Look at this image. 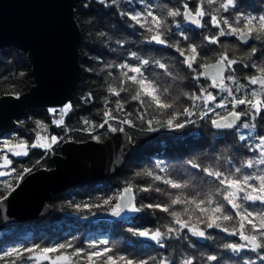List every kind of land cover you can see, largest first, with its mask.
Instances as JSON below:
<instances>
[{
    "label": "trees",
    "instance_id": "trees-1",
    "mask_svg": "<svg viewBox=\"0 0 264 264\" xmlns=\"http://www.w3.org/2000/svg\"><path fill=\"white\" fill-rule=\"evenodd\" d=\"M184 3L194 10L198 0H117L115 5L111 0H103V2L80 0L74 10V18L82 36L79 46L81 73L78 84L66 102L71 104L72 108L63 114L62 126L54 123L55 120L61 119L62 114L59 109L62 107L52 108L57 110L55 113L42 107L27 109L16 120L12 129L0 130V161L5 154L12 161L7 165L5 175L0 176V197L7 196L30 171L53 167L52 155L61 153L60 145L66 140L81 142L93 139L94 136L98 137L95 138L96 140L103 141L114 133L110 130L112 127L123 128L128 132L135 150L125 159L117 174L54 194L48 202L51 212L47 217L28 224L1 229L0 256L4 251L21 246L48 247L71 242L74 248L88 249L90 244L99 245L100 241L107 240V246L113 248L114 252L137 260L155 257L159 261L167 258L175 264H180L183 259L193 257L194 264H248L249 261L253 264H261L260 257L264 256V252L244 250L236 253L224 247L225 244L242 243L238 235L231 234L233 228L239 230L240 220L239 217H235V210L230 209L223 197L215 193L218 183L214 178L208 177L202 169L211 168L228 174L234 172L236 167H240L242 162L258 158L259 151L253 149L258 139L264 136V114L257 116L255 120L250 117L242 118L255 125L250 129V133L245 135L250 136L251 139L245 141L239 140L241 132H237L236 128L218 131L211 124L212 119L231 111V106L218 112V116L212 113L204 118L198 114L177 115L178 123H184L186 120L194 121L187 123L181 129L161 125L170 118L169 113L178 114L184 108L192 107V102L183 95L184 93H197L200 87H208L212 82L204 76H200L198 80L193 79L198 72H202V68L197 64L194 65L196 72L189 69L183 63L184 57L177 51L178 47L186 48L190 44H196L200 52V63L215 61L222 52H227L230 58L242 59V64L233 67L239 82L247 85L244 92L250 95L252 89H259L255 85L248 84L246 79L256 74L255 69L244 68L243 64L264 63V46H262L264 41L251 39L247 44H242L235 36H222L219 38V43L209 44L203 38L218 35V29L211 24L212 15L222 16L230 22H234L237 14L258 17L264 15V0H237L235 9L219 14L216 12L218 3L212 5L205 3L203 7L208 15L203 18L202 26L187 23L183 16L167 18L168 30L165 36L168 44L166 45L150 41L148 37L151 33L131 21L130 17L123 15V13L143 12L146 5L151 6L157 15L166 12L169 8L183 11ZM180 33H183L187 39H183ZM253 47L257 48L258 52L249 60L247 55ZM131 53H135L136 56H132ZM143 60H148L150 63L142 66L140 62ZM154 61L165 64L167 70L158 68ZM121 64H127L129 67L121 69L119 67ZM113 65L115 67H111ZM137 66L141 67L143 75L153 80L161 91L168 89L163 93L162 99L173 105L171 109L158 112L146 104L133 101L131 96L134 94V86L129 87L131 81L124 84L125 87H129V91L120 92L119 96L107 91L108 86L119 89L124 79L122 74L127 72L128 75H135L130 69ZM226 83L231 84L228 81ZM32 84L31 66L26 54L15 47L0 49V96L25 93ZM209 91L217 95V101L226 95L219 89L209 88ZM117 101L123 104L122 110L117 109ZM202 110L197 108L195 111L199 113ZM237 110L246 109L241 105ZM105 112H110L115 119H108ZM125 119L132 120L133 124L121 123ZM148 121H152L151 125ZM100 125L104 126L100 127ZM150 126L156 130L149 131ZM37 133L41 137L57 136L58 142L47 150L39 147L29 148L28 155L19 157L3 148L2 142L5 140L17 142L22 139L31 145L37 141ZM23 169L30 171L23 172ZM262 169L264 165H257L255 168L245 167L242 169V174H258ZM148 171H151L153 176L145 175ZM156 175L187 186L173 189L163 183V180H156ZM8 185L11 187L9 188ZM148 185L153 189L158 187L162 191H139ZM129 186H132L134 202L137 206L170 205V211L181 213V218L185 220L189 217L184 214V209L189 206L171 205V200L177 196L185 198L196 196L198 199H204L211 192L214 202L224 203L234 219L222 222L221 228H205L206 235L203 238L193 236L187 229H183L179 235L173 234L166 238L163 242L164 246L160 247L155 241L134 233L145 230L155 232L157 229L166 231L168 227L174 226L173 218L169 213L159 209L144 208L139 213L125 210L115 218L100 217L113 212L118 206V197ZM105 200L110 202L105 204ZM242 203L249 212H264V206L259 202ZM96 217L99 218L95 220ZM191 222L194 225L197 223L194 216ZM224 227L229 228L228 233L223 231ZM99 246L103 247V245ZM67 251L71 252L72 249ZM210 255L216 256L217 259L207 261L206 258ZM12 258L5 257L4 260H0V264Z\"/></svg>",
    "mask_w": 264,
    "mask_h": 264
},
{
    "label": "snow or ice",
    "instance_id": "snow-or-ice-1",
    "mask_svg": "<svg viewBox=\"0 0 264 264\" xmlns=\"http://www.w3.org/2000/svg\"><path fill=\"white\" fill-rule=\"evenodd\" d=\"M103 2V0H101ZM111 3L115 5L117 0H111ZM207 3L212 5L213 3H218V8L216 12H228L231 9H235L237 0H198L196 8L190 9L187 3L183 4V11L176 8H169L166 12L157 15L151 6H145V11L133 13H123V15L130 17L131 21L139 25L141 28L146 29L151 35L148 39L160 45L168 44V40L165 36L168 30L167 18H175L178 16H183V18L196 26H202L203 18L208 15L205 11L203 5ZM211 24L213 27L218 29V35L204 37L203 39L209 44L219 43V38L222 36H235L238 40L243 42H248L251 39L258 41H264V15L258 17L255 16H245L243 14H237L234 17V22H230L228 19L223 18L219 15H212L210 17ZM226 26V28L224 27ZM183 39H187L180 33ZM171 46V45H170ZM264 46V45H262ZM180 55L184 57L183 63L187 65L189 69L196 72L194 65L199 64L201 68L205 71L198 72L193 79L198 80L200 76H208L211 79V83L208 87H200L197 93H184L188 99L192 102L191 108H184L180 113H169L170 118L167 119L165 124L161 126H167L169 128L181 129L186 126L187 123H194V121L186 120L184 123H178L177 115L192 116L194 114L200 115L201 118L207 117L209 113L217 115V108H225L231 106V111L227 113L226 116L219 117L218 119H212L211 124L217 129H233L234 127L239 128L242 126L244 129L254 128L255 125L244 122L242 118L250 117L255 120L257 116L264 114V63L256 64H243L244 68L251 67L255 69L256 74L247 77V83L250 85H259V89H252L250 95L244 92L247 87L245 84H241L235 75L234 65L242 64V59L230 58L227 52H222L218 59L214 63H200V52L196 44H190L186 48H177ZM258 49L253 47L247 55V59L256 55ZM132 56H136L135 53H131ZM150 61L143 60L140 64L148 65ZM155 65L160 69L167 70V66L159 61H154ZM111 67H115L114 65ZM121 69L128 68L127 64L119 65ZM135 75H128L127 72L123 73L124 79L121 81L119 89L108 86L107 91L116 96L120 95V92L129 91V87L134 86V94L131 96L133 101H139L141 104H146L150 108H154L158 112H165L173 107L172 104L166 102L162 99L163 93H166L168 89H159L158 85L153 81L149 80L143 75L141 67H132L130 69ZM171 75V73H168ZM127 81H131L129 87H125L124 84ZM226 81L231 82V84L226 83ZM234 85L235 87H233ZM209 88L219 89L221 93H225L219 101H217V95H214ZM240 95L237 96L236 94ZM230 98V99H229ZM245 106L246 110L238 111L239 106ZM116 107L118 110L123 109V104L119 101L116 102ZM72 108L71 104H65L59 109L62 116L61 119L55 120L54 123L57 126H62L64 123L63 114L69 112ZM197 108H202L203 110L197 113L195 110ZM55 113L56 109L50 110ZM105 116L108 119H115L110 112H105ZM142 118V117H138ZM238 122H240L238 124ZM85 123H88L85 121ZM107 123V120L105 121ZM123 124L132 125L133 121L130 119H125L121 121ZM151 125L152 121H148ZM157 123H160L157 121ZM104 125H100L103 127ZM111 131H123V128L117 129L112 127ZM156 129L149 127V131H154ZM98 139V137H94ZM57 136H51L50 138L45 136L41 137L37 133V141L29 145L24 140H19L13 142L12 140L3 141V148L7 149L8 153L14 156H26L28 155L29 148H43L50 149L53 144L58 142ZM246 139H251V137H246L245 135H239L240 141H245ZM43 140L45 142L41 143ZM253 150L259 151V157L256 159H249L242 162L240 167H236L234 172L225 174L219 170L211 168H203L202 171L208 176L215 179L218 186L215 189V193L222 196L223 200L227 202L231 210H235V217H239L240 224L239 230L236 228L232 229L231 234L238 235L242 243L225 244L224 247L231 249L233 252L239 253L244 250H251L254 252H264V212H249L248 208L244 206L242 202H251L256 204L259 202L264 206V169H262L258 174L252 173L243 175V168H255L257 165H264V136H261L254 145ZM3 165L7 166L12 163L8 158L7 154L3 157ZM192 163L191 161L189 162ZM194 167H199V165H193ZM13 171H15L13 169ZM30 169H23V172H28ZM163 171V169H161ZM239 174V175H238ZM5 175V173L0 172V176ZM140 175V173H137ZM147 176H153L151 171L145 173ZM156 180H163V183L169 185L173 189H180L186 187L187 185H182L181 183L175 182L171 179H165L159 175L155 176ZM10 188L11 185H8ZM161 192L160 188L153 189L151 185L139 189L141 192L150 191ZM127 195V199L122 205H118L113 209L115 215H120L121 212L128 210L131 212H141L144 208L148 209H159L165 213H169L174 221L173 227H168L166 231L162 232L157 229L155 232L137 231L134 234L142 237H150L153 241L157 243L160 247L164 246V240L171 237L173 234L179 235L183 229H187L191 235L196 237H205V228H221V224L224 221H232L234 216L229 214V209L225 208L224 203L214 202V196L210 192L204 199H198L196 196L191 198H185L177 196L171 200V205L184 204L188 205L184 209V214H187L189 219H182L181 213L170 211V205L161 204H147L137 206L134 202L135 196L132 190V186L126 187L121 193V198ZM7 197H0V201L6 199ZM110 201L105 200L104 203L108 204ZM79 207V206H77ZM195 217L196 224L191 222L192 217ZM198 225H203L201 228ZM223 231L228 233L229 228L224 227ZM99 245H103L100 247ZM99 245L90 244L88 249L74 248L71 242H66L63 244H55L48 247H42L41 245H33L28 248L21 246L20 248H12L3 252L0 256V260H4L5 257H13L12 259L5 260L4 264H175L174 261H170L167 258H162L159 261L155 257H150L148 259H132L126 255H121L114 252L113 248L108 247V241H100ZM68 249H72L68 252ZM27 254V255H26ZM55 254V255H51ZM207 261H215L216 256H207ZM261 264H264V256L260 257ZM180 264H194L193 257H187L183 259ZM248 264H253L249 261Z\"/></svg>",
    "mask_w": 264,
    "mask_h": 264
},
{
    "label": "water",
    "instance_id": "water-1",
    "mask_svg": "<svg viewBox=\"0 0 264 264\" xmlns=\"http://www.w3.org/2000/svg\"><path fill=\"white\" fill-rule=\"evenodd\" d=\"M79 2L0 0V49L15 47L25 53L33 77L27 92L0 96V130L12 129L27 109H52L66 104L81 73L82 36L74 18ZM60 150L52 155L53 167L30 171L0 201V230L47 217L51 212L48 202L54 194L117 174L135 149L128 132L123 130L103 141L66 140ZM127 198L120 194L117 204L122 205ZM117 216L112 212L100 217Z\"/></svg>",
    "mask_w": 264,
    "mask_h": 264
},
{
    "label": "rangeland",
    "instance_id": "rangeland-1",
    "mask_svg": "<svg viewBox=\"0 0 264 264\" xmlns=\"http://www.w3.org/2000/svg\"><path fill=\"white\" fill-rule=\"evenodd\" d=\"M230 106V105H229ZM228 107V106H227ZM227 107H225V108H227ZM225 108H217L216 109V112L218 113V112H220V111H222V110H224ZM244 122H247V123H249V124H251V121H244ZM252 127H250L249 129H244L242 126H240L239 128H236V130H237V132H241V134H243V135H246V134H249L250 132V129H251ZM4 138V137H3ZM93 139L94 140H96L95 138H94V136H93ZM0 165H3V159H1V161H0ZM6 167L7 166H0V172H3V173H6V171H5V169H6ZM3 176V175H2ZM239 237V236H238ZM145 238H147V239H150V237H145ZM240 238V237H239ZM150 240H152V239H150Z\"/></svg>",
    "mask_w": 264,
    "mask_h": 264
},
{
    "label": "bare ground",
    "instance_id": "bare-ground-1",
    "mask_svg": "<svg viewBox=\"0 0 264 264\" xmlns=\"http://www.w3.org/2000/svg\"><path fill=\"white\" fill-rule=\"evenodd\" d=\"M49 109V108H48ZM49 110H51V109H49ZM224 116V115H223ZM220 117H222V116H220ZM219 118V117H218ZM238 124H239V122H238ZM215 128V127H214ZM234 128H236V127H234ZM233 128V129H234ZM216 129V128H215ZM216 130H218V129H216ZM228 130H231V129H228ZM218 131H226V130H218Z\"/></svg>",
    "mask_w": 264,
    "mask_h": 264
},
{
    "label": "flooded vegetation",
    "instance_id": "flooded-vegetation-1",
    "mask_svg": "<svg viewBox=\"0 0 264 264\" xmlns=\"http://www.w3.org/2000/svg\"><path fill=\"white\" fill-rule=\"evenodd\" d=\"M230 112V111H229ZM228 113V112H227Z\"/></svg>",
    "mask_w": 264,
    "mask_h": 264
}]
</instances>
